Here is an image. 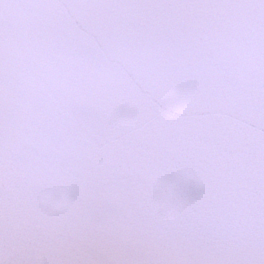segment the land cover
I'll return each instance as SVG.
<instances>
[{
    "label": "snow or ice",
    "instance_id": "6c2138e0",
    "mask_svg": "<svg viewBox=\"0 0 264 264\" xmlns=\"http://www.w3.org/2000/svg\"><path fill=\"white\" fill-rule=\"evenodd\" d=\"M0 264H264V0H0Z\"/></svg>",
    "mask_w": 264,
    "mask_h": 264
}]
</instances>
